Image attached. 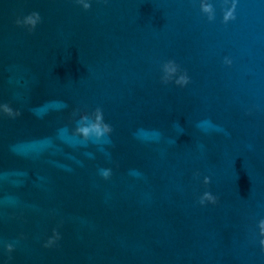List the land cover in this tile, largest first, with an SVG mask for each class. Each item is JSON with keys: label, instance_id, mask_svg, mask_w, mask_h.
Masks as SVG:
<instances>
[{"label": "water", "instance_id": "water-1", "mask_svg": "<svg viewBox=\"0 0 264 264\" xmlns=\"http://www.w3.org/2000/svg\"><path fill=\"white\" fill-rule=\"evenodd\" d=\"M89 2L0 0V264H264V0Z\"/></svg>", "mask_w": 264, "mask_h": 264}, {"label": "clouds", "instance_id": "clouds-1", "mask_svg": "<svg viewBox=\"0 0 264 264\" xmlns=\"http://www.w3.org/2000/svg\"><path fill=\"white\" fill-rule=\"evenodd\" d=\"M84 7V9H89L91 7V3L89 0H78ZM201 8L204 13L208 14L209 19H214V7L211 3L207 2V0H202ZM235 0H233L231 8H228L224 13V21L227 22L231 19L235 18ZM42 17L38 11H33L23 18H17L16 24L19 26H27L29 31L35 30L38 23H40ZM228 63H231L229 60ZM164 82H168L169 80L176 77L175 83L181 86L186 85L189 82V77L186 73L180 74L177 76V73L180 72L179 65L174 60H169L163 65ZM3 111L9 116L15 117L20 115L19 111L14 110L9 104L4 103ZM76 133L81 135L83 138L88 139L91 136H96L97 138H101L105 136V134L110 133L112 131L111 125L105 122L104 114L102 109L97 108L94 113L90 115L84 114L81 116L80 121H78V126L75 129ZM102 175L105 178H108L111 175L110 169H105L102 171ZM210 177L204 178V183H210ZM217 197L213 195L210 191L204 192L203 196L200 198V203L204 204L205 202L216 203ZM259 228L262 235H264V220L259 222ZM60 234L58 231L55 232L54 236L49 239L48 245L54 243L57 239H59ZM261 245H264V240L260 241ZM47 246V245H46ZM7 250L11 252L13 250V245L8 244Z\"/></svg>", "mask_w": 264, "mask_h": 264}]
</instances>
